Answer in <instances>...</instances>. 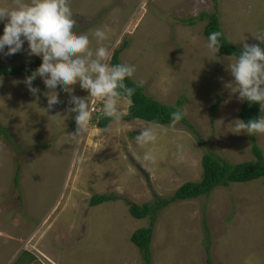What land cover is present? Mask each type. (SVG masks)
Wrapping results in <instances>:
<instances>
[{"label":"rangeland","instance_id":"obj_1","mask_svg":"<svg viewBox=\"0 0 264 264\" xmlns=\"http://www.w3.org/2000/svg\"><path fill=\"white\" fill-rule=\"evenodd\" d=\"M82 1L85 5H78ZM12 2L0 0V5ZM103 3L105 11L100 10ZM93 5L92 0H71L78 31L89 32L95 49L91 30L107 26L103 44L109 50L108 63L115 50L125 47L120 59L136 67L134 80L142 81L146 94L162 104L176 106L183 101L186 119L198 135L184 124L174 129L162 125L155 143L139 147L134 137L147 121H121L106 133L98 125L102 112L93 114L76 143L68 136L76 132V123L75 114L66 111L67 93L61 90L62 104L49 113L45 96H33L24 84L25 76H0V125L9 135L0 138V195L10 201L1 206L5 212L22 214L25 207L18 199L25 186L27 212L33 217L38 215L37 198L46 213L60 202L57 214L63 218L58 227L70 231L69 223L74 221V235L86 231L73 245L54 247L68 264H123L128 256L130 264L138 259L142 263L131 238L149 227L150 219L134 218L125 201L153 204L157 197L172 198L186 183L201 182L208 152L232 164L255 162L256 142L264 154V135L229 131L232 122L242 120L245 102L224 88L233 79L226 70L229 56L209 53L205 30L210 20L201 18L217 13L227 37L242 49L244 42L259 44L252 35L264 29V0H93ZM77 6L86 13L80 14ZM3 27L0 24V35ZM39 59L23 51L0 55V63L7 66ZM36 81L33 86L41 93L48 91L39 77ZM72 87L75 95L88 96L79 84ZM97 102L102 107V101ZM131 104L124 106L123 116L130 114ZM178 143L186 149L181 162L175 158ZM144 151L154 155L153 163L146 165L140 159ZM110 194L125 201L91 206L94 196ZM208 244L214 264H264V178L218 187L210 195L179 201L161 211L151 245L152 264H208ZM28 261L26 254L17 264Z\"/></svg>","mask_w":264,"mask_h":264},{"label":"clouds","instance_id":"obj_2","mask_svg":"<svg viewBox=\"0 0 264 264\" xmlns=\"http://www.w3.org/2000/svg\"><path fill=\"white\" fill-rule=\"evenodd\" d=\"M0 24L4 26L3 35H0V55L12 56L23 51L28 57L41 58L42 63L31 75L25 76L24 84L33 96H45L48 112L52 113L62 104L59 98L61 90L68 94L69 107L66 111L75 114L76 123V132L68 135L73 142L78 143L86 133L93 114L103 112L108 119L109 123L103 129L106 133L121 124L124 106L131 103L136 91L126 83L129 79L134 80L136 67L126 63H108L109 50L103 44L108 39L107 26L91 30V37L98 45L93 49L89 32L78 31L71 0H13L11 6L0 5ZM221 30L232 43L222 26ZM222 33L213 31L205 35L208 41L206 47L216 57L222 48ZM252 36L259 44L244 42L238 55L226 58V70L233 79L225 83L224 88L230 95H237L240 102L259 105L261 112L258 118L247 122L236 119L230 124L229 131L257 136L264 135V47L260 46L264 45V29ZM37 77L48 91L41 93L39 87L33 86ZM134 83L137 87L143 84L135 80ZM77 84L88 93L87 97L74 94L72 86ZM97 100L102 101V107ZM94 107H100L101 111L95 112ZM186 116V110L178 107L171 113L167 127L174 129ZM162 127L157 121L146 122L134 137L135 145L143 147L155 143L158 130ZM185 154V145L178 143L175 152L177 162L183 161ZM140 159L146 165L155 161L150 151H144Z\"/></svg>","mask_w":264,"mask_h":264},{"label":"trees","instance_id":"obj_3","mask_svg":"<svg viewBox=\"0 0 264 264\" xmlns=\"http://www.w3.org/2000/svg\"><path fill=\"white\" fill-rule=\"evenodd\" d=\"M202 19H209L210 22L205 30V35L213 31H220L221 24L217 13L208 15L203 14ZM191 21L189 24H194ZM223 34V33H222ZM222 48L220 54L225 56L238 55L242 49L231 43L223 34L221 38ZM264 47V45H260ZM125 47L114 51L111 59V64L122 63L120 56ZM42 60H35L27 64L18 66H7L0 63V76L5 77H23L31 75V72L40 66ZM35 85L38 82L34 81ZM129 87L136 88L135 94L131 99L130 114L122 117V121L131 122L133 120H145V121H157L160 125H169L171 113L178 107L183 106V101H179L176 106H169L160 103L154 98L146 94L143 86L137 87L133 79L126 81ZM217 105L213 106V112H215ZM261 115L259 105H249L245 102L241 111V119L245 122L253 118H258ZM109 121L106 117L99 121L98 125L104 129L107 127ZM187 126L192 132L198 135L195 128L185 118L180 122ZM9 137L7 130L0 125V138ZM253 155L256 157L255 162L232 164L224 161L213 152H208L204 155L203 165V179L199 183H186L183 185L175 195L170 199H162L157 197V200L153 204L137 205L136 203L125 201L118 195H96L92 198L90 204L93 207L116 201H125L128 204L131 215L136 219H150L149 227L136 231L132 235V242L139 248L143 263L152 264V240L154 236V229L158 219V215L161 211L166 209L173 203L179 201L193 200L204 195H210L218 187H228L230 184L238 183L245 184L255 180L264 178V154L261 147L254 142L252 147ZM148 177V176H147ZM148 184L152 187L150 178H147ZM208 241L210 242V233L207 228ZM210 245L206 249L208 255V264H214L211 257Z\"/></svg>","mask_w":264,"mask_h":264},{"label":"crops","instance_id":"obj_4","mask_svg":"<svg viewBox=\"0 0 264 264\" xmlns=\"http://www.w3.org/2000/svg\"><path fill=\"white\" fill-rule=\"evenodd\" d=\"M85 1H82L78 5H85ZM93 5V0H92ZM100 5V3H99ZM98 6L93 5L95 8ZM102 6V5H101ZM76 9H80V6H77ZM90 10L93 11L91 6ZM107 10V7L103 3L102 9ZM82 10V9H80ZM82 13H86V10H82ZM41 157V156H40ZM37 159L34 161L36 162ZM32 161V163L34 162ZM31 162L29 164H32ZM23 175L25 174V169L23 170ZM18 173L16 175V185L18 184ZM1 179V178H0ZM24 180V177H23ZM26 188V186H25ZM21 188L20 199L18 202L25 207V211L22 214L19 210L12 211L11 213L5 212L3 205H8L9 199L3 194L0 195V264H17L25 255H29V261L27 264H68L65 259H61V254L59 250H55L54 247L62 249L64 246L73 245V241L83 239L85 237V232L83 230L82 234L74 235L76 226L74 221L69 223L70 231L66 228H59V220L63 218V214H57V208L55 207L51 212L46 213L43 210V204L41 199H36L37 204V216L33 217L30 213L27 212V198H26V189ZM5 197V198H4ZM1 204H3L1 206ZM2 207V208H1ZM43 214L40 216V213ZM35 221V226L33 220ZM39 222H38V221ZM38 222V224H37ZM32 225V228L29 229L27 226ZM73 250V249H72ZM71 249L67 251L69 253ZM6 253V254H5ZM66 253V254H67ZM129 256L123 259V264H130ZM143 259V258H142ZM143 263V260H142ZM140 259L134 261L132 264H142Z\"/></svg>","mask_w":264,"mask_h":264},{"label":"built area","instance_id":"obj_5","mask_svg":"<svg viewBox=\"0 0 264 264\" xmlns=\"http://www.w3.org/2000/svg\"><path fill=\"white\" fill-rule=\"evenodd\" d=\"M95 102V101H94ZM95 109H96V111L95 112H100L101 111V108L100 107H94Z\"/></svg>","mask_w":264,"mask_h":264}]
</instances>
